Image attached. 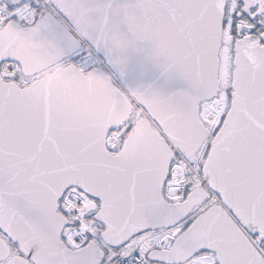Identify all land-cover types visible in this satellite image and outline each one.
Listing matches in <instances>:
<instances>
[{"label": "snow or ice", "instance_id": "1", "mask_svg": "<svg viewBox=\"0 0 264 264\" xmlns=\"http://www.w3.org/2000/svg\"><path fill=\"white\" fill-rule=\"evenodd\" d=\"M0 264H264V0H0Z\"/></svg>", "mask_w": 264, "mask_h": 264}]
</instances>
